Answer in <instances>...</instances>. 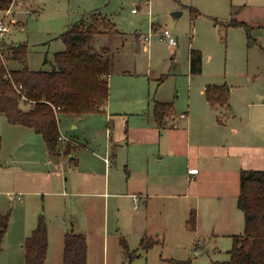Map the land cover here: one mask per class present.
Listing matches in <instances>:
<instances>
[{
	"label": "rangeland",
	"instance_id": "obj_1",
	"mask_svg": "<svg viewBox=\"0 0 264 264\" xmlns=\"http://www.w3.org/2000/svg\"><path fill=\"white\" fill-rule=\"evenodd\" d=\"M248 1L253 2L252 8L260 7L251 10L254 24H250L249 29L232 25V18H239L233 11ZM12 5V30L5 43L8 47L18 43L28 44L26 61L32 70L49 69L45 59L53 60L56 52L66 48L60 35L82 19L89 20L96 14L98 18L108 19L119 31L98 35L91 41L96 49L109 46L114 51L109 99L103 111L80 116L57 113L60 132L70 140L73 152L77 151L81 167L93 163L98 169L103 168L106 146L112 141L117 158L107 156L112 165L108 170L110 174L107 172L111 180H128L126 164L130 165L133 175L137 174V166L153 170L159 165L167 167L166 164H169L168 159L158 161L157 146L151 149L139 142L138 129L155 121L157 101L171 104L179 124L186 121L179 116L191 104L194 112L191 127L196 137L202 123L200 104L207 99L205 88L209 85L229 86L232 106L237 105L238 112L245 117H248L251 103L264 106V0H15ZM177 12L182 14L175 16ZM165 29L171 30L177 38L175 50L161 40V32ZM141 35H150V43L141 40ZM192 49L199 50L203 57L202 71L198 74H192L190 69ZM4 55L11 69L21 67L19 62L10 58L9 50L5 49ZM168 118L173 119L172 116ZM0 119V136L7 135L12 125L5 121L2 114ZM227 120L224 117V121ZM232 127V124L226 126L227 135H234ZM22 128L28 129L25 126ZM131 129L134 140L128 139L126 134V130ZM240 129L251 138L264 135V126L257 123L242 125ZM219 135L203 137L200 143L213 147L222 143ZM37 136L38 142H23L20 146L17 144L21 143V138L19 142L11 143L8 142L11 138H7L0 161H6L11 154L18 160L32 159L36 161L33 169L42 172L39 176H48L52 172L50 165H46L45 147L42 152L39 148V142H43L44 146L45 142L39 134ZM14 159L10 168L19 165ZM3 161L1 165L5 164ZM9 176L12 177V173L0 171V214L9 216L0 264H25L22 245L25 242L24 215L29 210L26 201L41 199L43 193L48 200L51 195L46 191L50 188L47 185L35 186L31 189L42 192L38 196L28 195L24 188L7 180ZM18 191L25 192L21 196L24 203L17 200ZM8 193L15 199L11 200ZM118 205V199H110L112 236L109 242L105 243L99 235L88 236V264H172L168 259H191L192 264H212L230 258L229 251L233 247L230 238L206 237L203 244L197 246L190 229L182 237L171 229L162 232L160 244L147 252L140 249L139 255L131 259L114 235L120 227ZM79 206L82 213L81 203ZM152 239L156 241V238ZM140 240L135 236L127 240L130 251L139 246Z\"/></svg>",
	"mask_w": 264,
	"mask_h": 264
},
{
	"label": "crops",
	"instance_id": "obj_2",
	"mask_svg": "<svg viewBox=\"0 0 264 264\" xmlns=\"http://www.w3.org/2000/svg\"><path fill=\"white\" fill-rule=\"evenodd\" d=\"M252 6L253 2L248 1L235 8L233 13L239 18H232L231 23H243L249 29V25L254 24L251 15L252 9L256 6L255 8ZM10 19L12 21V18ZM22 24L23 22L20 26ZM10 33L6 35L7 39ZM200 109L202 123L197 137L193 135L191 127L194 120L191 104L180 114V119H186L181 124L176 121L174 113L173 119L166 118L165 127L162 129L156 120L148 127L139 128L140 141L138 138L137 140L151 149L157 146L158 161L165 162L168 159L169 164H166L167 167L159 165L153 170L143 165L137 166L136 175H133L130 165L126 164L129 177L125 181L116 178L111 180L110 176H107L112 167L107 156L117 158L112 141L106 146V157L103 160L105 166L101 169L93 163L81 167L77 151L72 150L73 146L70 147L69 153H62L53 159L43 142H39V148L42 152V148L45 147L46 165H50L52 172L48 176H39L42 172L33 169L36 161L32 159H14L13 154L7 158L8 163L2 159L0 163L5 162L6 167L0 164V171L12 173V177L9 176L7 180H11L15 186L24 188L26 194L38 196L42 191L31 189L35 186L47 185L50 188L46 191V194L51 195L48 200L44 198L43 193L41 199L38 197L26 201L29 210L24 215L23 226V236L26 240L36 228L38 217L44 211L49 239L44 264H63L64 238L68 231L84 234L87 240L91 234L99 235L108 243L112 236L111 198L119 201L120 227L114 235L118 237L121 246L122 239L127 241L132 236L140 239L156 238V244H160L162 232L174 229L180 236L188 233L187 222L192 212L196 213V229L191 230L190 235L196 239L197 246L202 245L206 237L230 238L234 242V235L243 234L245 217L237 206L240 176L242 170L264 169V135L251 138L240 127L255 123L264 126V106L251 103L248 117H245L238 112L237 105L232 106L230 92L229 106L212 107L206 99L200 104ZM183 114L184 117L181 116ZM224 117L228 118L227 122L224 121ZM5 121L7 122L6 118ZM230 124L233 126L231 128L233 136L227 135L226 126ZM10 125L12 126L6 132L7 135L1 136L0 157L7 138H11L8 139L9 143L19 142L21 138V143L17 146L23 142L27 144L34 140L38 142V136L33 134L35 132L32 129L22 128V125ZM126 134L128 139L134 140L132 129L126 130ZM213 134H220L222 143L210 148L201 145L203 137ZM12 158L14 162L19 163L18 167L10 168L13 166ZM133 165L134 163L131 166ZM25 192L18 191L17 200L21 203H24L21 196ZM9 195L12 194L8 193L10 198ZM80 203L82 213L79 211ZM140 243L137 248L140 247ZM168 261L170 262L169 259Z\"/></svg>",
	"mask_w": 264,
	"mask_h": 264
},
{
	"label": "trees",
	"instance_id": "obj_3",
	"mask_svg": "<svg viewBox=\"0 0 264 264\" xmlns=\"http://www.w3.org/2000/svg\"><path fill=\"white\" fill-rule=\"evenodd\" d=\"M15 0H0V10L8 9ZM232 25L243 23L232 22ZM247 29L248 27L245 26ZM119 33L115 25L105 17L93 15L71 25L61 35L65 50L56 52L53 60L45 59L49 69L32 70L27 64L28 44L7 46L3 41V53L11 52L10 58L22 66L11 70V79L5 78L6 70L0 66V114L11 124L22 125L39 134L45 142L51 158L69 153L71 144L60 141L57 113L80 116L103 111L109 99V76L114 64L113 50L109 46L96 49L91 45L94 37L101 34ZM202 53L191 50L192 74L202 71ZM22 85L19 90L16 86ZM206 98L212 107L229 106L230 88L224 85H209ZM25 96V99H23ZM59 108V110H57ZM155 120L165 127L166 118L173 116L170 103L157 101ZM2 137L0 136V151ZM238 208L244 213L245 230L233 236V247L227 261L212 264H264V169L242 170ZM9 226L8 214H0V251ZM187 226L196 229V213L192 212ZM157 242L143 237L140 247L130 251L125 239L121 244L126 255L133 259L138 251L149 250ZM49 245L48 224L45 215L38 217L37 226L26 238L23 248L25 264H44ZM88 244L84 234L68 231L64 238L63 264H88ZM172 264H192L191 259L170 260Z\"/></svg>",
	"mask_w": 264,
	"mask_h": 264
},
{
	"label": "built area",
	"instance_id": "obj_4",
	"mask_svg": "<svg viewBox=\"0 0 264 264\" xmlns=\"http://www.w3.org/2000/svg\"><path fill=\"white\" fill-rule=\"evenodd\" d=\"M12 9H13V5H11L6 10H0V66L2 65L6 70L4 77L9 78V79H11V70L12 69L8 66V60L3 53L2 47H3V41L6 38V35L9 34L12 30V21L10 19ZM133 11L137 12L136 9H134ZM141 40H143L146 43H150V41H151L150 35H148V36L141 35ZM161 40L163 42H166L171 49H175L178 46V41H177L176 36L169 29H165L161 32ZM16 88L21 90L22 85H18V86H16ZM23 99H25V96H23ZM57 110H59V108H57ZM181 116L184 117L185 115L183 114ZM59 139L62 143H67L68 141H70L64 135H61ZM9 196L11 199H15L14 195H9Z\"/></svg>",
	"mask_w": 264,
	"mask_h": 264
},
{
	"label": "water",
	"instance_id": "obj_5",
	"mask_svg": "<svg viewBox=\"0 0 264 264\" xmlns=\"http://www.w3.org/2000/svg\"><path fill=\"white\" fill-rule=\"evenodd\" d=\"M182 14V12H177V13H175L174 15L175 16H180Z\"/></svg>",
	"mask_w": 264,
	"mask_h": 264
}]
</instances>
